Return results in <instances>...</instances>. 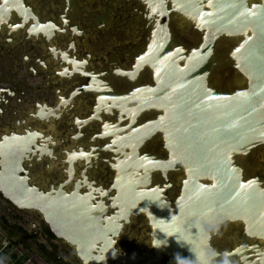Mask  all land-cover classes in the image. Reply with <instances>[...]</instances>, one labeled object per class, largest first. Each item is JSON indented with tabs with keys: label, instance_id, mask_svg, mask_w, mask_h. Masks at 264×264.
Masks as SVG:
<instances>
[{
	"label": "flooded vegetation",
	"instance_id": "1",
	"mask_svg": "<svg viewBox=\"0 0 264 264\" xmlns=\"http://www.w3.org/2000/svg\"><path fill=\"white\" fill-rule=\"evenodd\" d=\"M248 36L202 28L179 0H0V145L19 139L31 183L90 203L128 259L170 264L154 242L182 233L202 240L206 264H264V205H243L241 189L195 171L228 163L237 187L264 195V144L241 153L210 141L240 129L255 98L236 57ZM0 200V244L31 264H83L40 214Z\"/></svg>",
	"mask_w": 264,
	"mask_h": 264
},
{
	"label": "water",
	"instance_id": "2",
	"mask_svg": "<svg viewBox=\"0 0 264 264\" xmlns=\"http://www.w3.org/2000/svg\"><path fill=\"white\" fill-rule=\"evenodd\" d=\"M179 0L184 6V11L193 13L202 28H208L214 33L228 37L248 36L253 32L252 38L247 37L236 57L242 66L245 76L250 78L251 91L255 98H246L243 110H247L241 119V126L234 128L227 126L220 128L217 132L210 133V141L213 144L224 141L232 150L241 153L249 152L254 144L257 147L264 144V6L251 10L248 0ZM210 3V4H208ZM203 8H211L210 12H204ZM207 53L203 56L197 55L196 61L206 60ZM257 101L255 105L254 102ZM258 113L255 115L254 108ZM252 112V113H251ZM216 142V143H215ZM23 144L15 137L5 139L0 145V195L4 200L12 204L19 211H30L42 216L45 223L50 227L53 234L63 239L68 245L77 249L78 256L83 264H145V259H128L118 251L115 258L113 251L116 249L115 240H107L110 235L115 236L117 230L111 225L101 227L96 213L90 203H86L78 194L67 193L62 189L43 191L31 183L28 172L24 167ZM209 155L218 156V151L210 152ZM206 156V153L204 154ZM195 171L201 173H212L216 175L218 189L228 192L229 190H242V204L257 206L264 205V195L259 194V187L253 193L247 192L243 185L232 180L234 169L228 163H204L195 165ZM218 175V176H217ZM237 181V180H236ZM193 189H202L193 182ZM258 195V196H257ZM231 194H225V198L232 201ZM218 196L212 204H218ZM223 198V196H221ZM203 194L194 195V204L203 205L205 202ZM262 200V202H261ZM147 208L154 212L155 202L147 198L142 199ZM166 221L162 218V223ZM177 234V233H173ZM156 241V240H155ZM189 244L181 246L176 240H167V245L156 247L162 249L163 253L171 256V263L176 264L175 257L179 254L186 259L181 264H193L196 260L195 253L191 247L201 254L199 264H206L202 258V240H187Z\"/></svg>",
	"mask_w": 264,
	"mask_h": 264
},
{
	"label": "built area",
	"instance_id": "3",
	"mask_svg": "<svg viewBox=\"0 0 264 264\" xmlns=\"http://www.w3.org/2000/svg\"><path fill=\"white\" fill-rule=\"evenodd\" d=\"M0 264H31V262L7 240H3L0 244Z\"/></svg>",
	"mask_w": 264,
	"mask_h": 264
},
{
	"label": "clouds",
	"instance_id": "4",
	"mask_svg": "<svg viewBox=\"0 0 264 264\" xmlns=\"http://www.w3.org/2000/svg\"><path fill=\"white\" fill-rule=\"evenodd\" d=\"M159 207V205H158ZM143 211V209H141ZM168 237H172L174 236L176 239V242L178 244H180L181 246H183L184 244H189V242L186 240L185 236L182 233H177V234H168ZM155 246L160 248L163 246L167 245V240L166 239H158L155 242ZM190 245V244H189ZM191 251L195 253L196 256V260L193 262V264H199L200 260H201V254L197 251H195L192 247H191ZM117 250L113 251V257L115 258ZM176 260V264H181V261H185L186 259L182 258L179 254L176 255L175 257Z\"/></svg>",
	"mask_w": 264,
	"mask_h": 264
},
{
	"label": "rangeland",
	"instance_id": "5",
	"mask_svg": "<svg viewBox=\"0 0 264 264\" xmlns=\"http://www.w3.org/2000/svg\"><path fill=\"white\" fill-rule=\"evenodd\" d=\"M261 158H264V154H263V157H261ZM39 183H42V179L41 180H39L38 181ZM0 205L1 206H3V205H5L1 200H0ZM13 243H16V242H14V240H11ZM17 244V243H16ZM18 245V244H17ZM50 264H52V263H50Z\"/></svg>",
	"mask_w": 264,
	"mask_h": 264
}]
</instances>
